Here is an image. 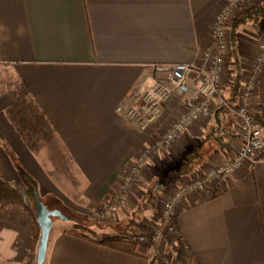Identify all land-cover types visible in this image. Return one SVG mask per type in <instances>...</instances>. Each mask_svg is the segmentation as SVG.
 Wrapping results in <instances>:
<instances>
[{
    "label": "crops",
    "instance_id": "crops-1",
    "mask_svg": "<svg viewBox=\"0 0 264 264\" xmlns=\"http://www.w3.org/2000/svg\"><path fill=\"white\" fill-rule=\"evenodd\" d=\"M229 1L0 0V183L24 186L18 163L51 209L87 216L111 201L129 163L162 134L176 104L166 103L146 129L126 111L158 77L154 65L197 61L214 17ZM240 41L239 35L244 64L251 43ZM254 103L264 116V74ZM16 108L35 131L33 146L18 129ZM214 122L213 114L195 123L145 168L178 158ZM210 150L207 160L216 154ZM262 155L251 169L235 172L221 194H194L180 205L176 227L199 264H264ZM134 185L143 191L140 178ZM128 206L125 199L120 210ZM68 217L73 227L51 229L47 264H159L155 249L139 247L133 255L71 233L78 223ZM119 222L95 234L117 231ZM36 232L29 204L0 211V259L32 264Z\"/></svg>",
    "mask_w": 264,
    "mask_h": 264
},
{
    "label": "built area",
    "instance_id": "built-area-1",
    "mask_svg": "<svg viewBox=\"0 0 264 264\" xmlns=\"http://www.w3.org/2000/svg\"><path fill=\"white\" fill-rule=\"evenodd\" d=\"M251 1L233 0L231 5H247ZM230 18L229 8H222L216 14L210 26L209 45L196 62L154 65L158 77L137 95L135 104L126 111L127 118L146 129L156 120L161 108L172 99H175L181 112L165 133L151 139L136 159L129 163L127 171L119 180L120 188L114 195V202L109 204L110 211H117L125 195L139 180L146 163L161 152L170 151L169 148L187 134L195 123L209 120L215 112L216 103H221L234 117V136L225 139L231 154L221 153L210 163L198 164L191 174L178 179L175 192L164 205L165 229L171 234L178 233L174 226V209L178 204L194 194H206L209 197L221 194L235 172L251 169L263 154L264 135L254 117V100L264 74V33L255 35L250 59L247 63H241L242 79L237 102L228 103L225 100L226 91L233 76ZM191 79L194 84L190 83ZM24 200L27 201V198L24 197ZM164 226L156 224L152 235H149L151 241L161 238ZM136 239L141 243L145 241L146 235H138Z\"/></svg>",
    "mask_w": 264,
    "mask_h": 264
},
{
    "label": "trees",
    "instance_id": "trees-1",
    "mask_svg": "<svg viewBox=\"0 0 264 264\" xmlns=\"http://www.w3.org/2000/svg\"><path fill=\"white\" fill-rule=\"evenodd\" d=\"M251 21L256 23H259L261 21L264 22V4L255 5L248 8L245 13L238 19L234 20L230 26L234 64L232 81L227 88L225 97V100L228 103L237 102L242 79V65L240 56L238 54L239 28ZM26 92L28 91L26 90L22 92L21 98L25 99L24 97L25 95H27ZM18 110L16 108L13 111V115L17 117L18 129L22 133L25 141L29 145L33 146L32 144L35 143V131L34 129L29 128L28 125L30 123L27 122L25 116L21 112H19L20 110ZM254 117L259 122L260 126L264 127V116L257 109L254 111ZM214 120L215 125L212 127L209 133H207V135L203 139H200L199 142H197L198 144L186 147L182 151L180 157L177 158L176 163L166 165L162 164L154 169L153 180L148 186L145 194L143 195V201L139 202V206L143 204L144 209L155 207V204L160 197V193H162V191L167 186L171 185V183L173 184L182 176L191 174L196 169L197 165L200 164V161L204 157L205 145H207L209 142L211 144V147L215 148V152L227 154L228 147L225 143V139L227 136H234V117L232 114L227 112L226 108L221 103H216ZM3 139V134L0 132V140ZM262 156L264 157V152ZM16 165L20 174L23 176L24 186L15 187L11 186L9 183H0V211L13 207L15 205H22L23 203L25 204V206L29 204L32 208L35 222L37 224V232L34 237V246L36 247L37 242L39 243L41 235V228L37 220L36 211L33 210V206H36L37 185L35 181L27 177L18 163H16ZM24 197L28 199V203L24 201ZM45 203L47 202L45 201ZM49 207L52 206L49 205ZM129 225H134L136 227V230H129L128 228H124V230L121 231L117 230L113 232H103L101 234H97L98 236H94V238L82 232L80 230V224H76L74 229L70 230V232L81 237L92 238L97 243L111 249L137 255V249L141 247V243L136 239L139 235L136 232H148L150 228L134 218L131 219ZM174 226L176 227V222L174 223ZM178 240H181V236L178 238ZM191 259L193 263L199 264V262H196V259L194 257ZM180 264L189 263H187L185 260H181Z\"/></svg>",
    "mask_w": 264,
    "mask_h": 264
},
{
    "label": "rangeland",
    "instance_id": "rangeland-1",
    "mask_svg": "<svg viewBox=\"0 0 264 264\" xmlns=\"http://www.w3.org/2000/svg\"><path fill=\"white\" fill-rule=\"evenodd\" d=\"M232 1L233 0H230L223 7V8H229L231 12L229 26H231L234 20L241 17L248 8L253 7L255 5L264 4V0H253L250 3L248 2L247 5L244 3L231 5ZM263 33H264V22L261 21L259 23H256V22L251 21L247 24H244L243 26L239 28V35H240V40H241L240 42L242 45L247 46L249 45V43L252 44V42L254 41V38H256L255 35H260ZM230 35H231V31H230ZM231 64L233 66L234 62ZM19 89L21 88L19 87ZM180 112L181 110L176 106L173 114L168 118V125L164 129L162 134L165 133L169 129L170 124L172 123V120L178 117V114ZM199 140H197L196 142L194 141V143L198 144L197 142H199ZM176 143H174V145ZM172 146L169 148L170 150ZM192 146H194V144ZM210 146H211L210 142L207 145H205V150L208 148L206 152L204 150L205 154L211 151ZM215 153L216 154L211 159H208V160L206 159L207 157L204 154V157L200 161V163L201 164L210 163V161L215 159L217 155L221 154L218 152H215ZM175 158L176 159H173L172 161L168 163H163V165L176 163L177 157ZM153 174H154V170L150 172V170L146 169L145 167L143 168L141 175H140V180L143 184V191H141L140 189H136L135 185H133V187L125 195V198L123 200L124 202L125 199H127V202H129L130 206L126 207V209L122 211L120 210V207L123 204V202L120 204L116 212L110 211L109 204H112L114 202V198L111 201L103 204L102 207L90 211V213H88L87 216H84L83 214H79L78 212L71 210L69 208H63V207L61 208L67 216H70L71 218H75L77 220V223L81 225L80 230L82 232L92 237L98 236L97 234H95V231L97 232L100 231L98 227H104V225H107V224H113V223L115 224V222L118 219L120 220V222L119 224H116L115 226L119 229V231L124 230V228L125 229L128 228L129 230L131 229L136 230V227L134 225H129V223L132 218L137 219L138 221H140V223L150 228L148 232L144 231V232H136V233L139 235L141 234L146 235L145 241L141 242L142 248H145V249L155 248V252H154L155 254L153 256L155 261H157L159 264H180L181 260H185L187 263L192 264V259H191L192 257H191L189 248L186 246V244L182 240H178V238L180 237V232L178 231V233L171 234L167 229H165V226H164L166 224V220L164 219V216H163L164 205L166 201H168L170 197L173 195V193L175 192L174 189L176 188V184L178 180H176L173 184L171 183V185L167 186L162 191V193H160V197L158 198L157 203L155 204V207L144 209L143 204L139 206V202L143 201V195L145 194L148 186L151 184L153 180ZM119 188H120V184H119L117 192L119 191ZM182 203L183 202L178 204L174 209L176 213V217H177L179 207ZM33 210H35V206H33ZM156 224L164 226L162 227L163 229L161 231L162 236L156 241H151L149 238V235H152L153 229L156 226ZM73 225H74L73 221L66 220L61 217L56 216L53 218L52 230L54 232L63 227H73ZM34 249H35L34 250V260L32 264H36L38 242L36 244V247L34 246ZM0 264H7V263L0 259ZM44 264H47L46 260Z\"/></svg>",
    "mask_w": 264,
    "mask_h": 264
},
{
    "label": "water",
    "instance_id": "water-1",
    "mask_svg": "<svg viewBox=\"0 0 264 264\" xmlns=\"http://www.w3.org/2000/svg\"><path fill=\"white\" fill-rule=\"evenodd\" d=\"M35 210L41 228L36 264H44L47 256L50 232L53 226V218L58 216L63 219H68L69 217L60 209L49 208V206L41 199L38 192H36Z\"/></svg>",
    "mask_w": 264,
    "mask_h": 264
}]
</instances>
